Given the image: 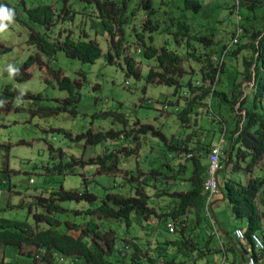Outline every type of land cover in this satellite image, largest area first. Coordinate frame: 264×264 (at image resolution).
<instances>
[{"label": "trees", "instance_id": "obj_1", "mask_svg": "<svg viewBox=\"0 0 264 264\" xmlns=\"http://www.w3.org/2000/svg\"><path fill=\"white\" fill-rule=\"evenodd\" d=\"M91 1L95 4L92 15L99 21L101 32L108 37L109 46L105 58L110 65L116 64L114 60H118L122 52L132 46L137 50L135 54L154 63L147 72V83L172 88L174 96L185 92L183 95L186 94V97H182L184 105L175 112L180 133L170 134L168 139L159 129L149 125H139L137 129L126 127L121 131H88L79 137L85 140L87 147L116 139H121V143L128 147L123 145L116 152L105 149L87 162L75 157L66 159L64 154L57 150L54 153L58 161L45 168L46 173L65 176L74 174L76 169L96 167V175H111L119 171L120 155L130 158L139 154V139L145 140L143 145L149 152L153 149L149 147L146 135L158 138L164 147L163 154L159 156L163 159L157 158L147 163L146 160L142 161V167H148V170H143L138 165L136 175L131 171L123 172L127 175L123 180L131 189V195L119 192L106 194L95 209L85 211L87 219L82 224L66 222L64 232L55 229L60 224L56 215L65 212L60 203L83 201L91 204L96 201L94 195L86 190L64 191L60 187L46 196L35 197L33 204L40 212L36 210L31 215L33 225L0 217V247L14 248L18 255L30 259L29 264H35L36 254L41 255V262L44 264H55V254L69 259L70 264H209L210 255L223 252L224 259L227 260V255L229 252L234 253V248L240 258L236 257L232 264H247L248 255L253 257L255 263L258 261L263 264L264 248L260 253L255 251L251 237L255 235L264 244V230L261 228L264 214L259 210V205L264 206V178L254 171L264 159V0H242L237 12L234 11L233 3L229 10L231 14L237 13L239 17L238 20H232L231 26H225L224 20L218 16L219 0H183L179 9L173 7L166 11L153 7L151 0H137V4L132 8L129 6L130 0ZM246 1L249 2L248 5ZM20 2L26 22L43 31L40 33L29 26L27 44L35 46L47 61L57 53H63L67 58L82 64H94L99 59L101 50L98 44L87 40L85 34L82 33V36L86 39H75L70 30L63 29L57 35L53 32L56 25L72 20L74 12L71 13L70 8L38 6L26 9L23 0ZM0 5L13 10V22L25 24L16 7L4 2H0ZM241 9L247 14H239ZM256 9L263 11V14L257 16L254 12ZM136 11L142 13V17L136 18ZM188 13L198 15V24L197 21L188 22ZM160 23H163V29H160ZM127 31L131 32L133 43L125 42ZM237 31L239 33H236ZM153 34H166L169 42L165 41L159 47H154ZM234 39L235 43H231ZM171 42L174 44L173 50L169 49L168 44ZM122 56L126 74L139 78L140 73L136 70L137 63L133 55ZM36 63V58L29 57L13 75L14 82L29 80V68ZM234 63L235 66H232ZM43 67L49 72L47 65ZM229 67L233 70L228 71ZM50 74L58 89L66 91L68 95L61 102L55 101L56 108L40 106L43 101L41 94L21 95L11 91L10 86L6 85L0 96V114L19 110L20 108H13L11 105L19 97L20 102L30 101L36 106L35 112L38 114L67 112L73 115L79 100L77 90L81 84L71 82L60 73ZM185 75H196L197 80L192 81L189 78L184 85L182 78ZM222 78H226L229 83L225 90L216 88L222 83ZM207 100L210 105L206 104ZM212 100L216 103V113L212 110ZM104 116L126 123L122 114L113 111L106 112ZM226 116L229 117L228 122ZM201 117L218 125L217 131L221 133L220 137L217 134L219 138L209 135L213 132L211 129L199 127L198 121ZM61 133L65 137L68 136ZM220 139L223 149L219 156L220 170L216 175L218 193L211 199L206 211L207 216L204 209L207 193L203 190L208 167L206 155L209 148L216 145L213 142ZM131 144H135L138 149H127ZM49 150L53 152L51 148ZM189 153L197 155L186 159L185 156ZM50 159L54 161L55 158L51 156ZM187 161L192 164L188 178L190 189L187 192L169 193V188L164 186L166 180L177 182L178 176L185 172ZM152 163H157L158 168H151L154 166ZM237 171H244L248 176L245 184L231 177ZM82 180L83 185L87 187L85 178ZM149 190L156 191L155 196L166 195L171 198L168 203L162 202L165 209L161 214H157L155 209L148 206L151 197L148 195ZM217 195L226 201L234 219L247 222L246 228L240 230L243 238L237 240L234 237L236 244H225L219 238L222 230L218 225L216 227V220L212 215L213 200ZM14 208L22 209L23 205L19 204ZM132 216L142 218L146 222L151 220L158 228L164 225L166 233L174 238L162 242L155 237L157 235L151 236V241L133 239L129 242L131 251L127 253V247L124 248V245L121 249L117 248L111 231H100L96 223L101 220L121 221L128 228L132 225ZM167 224L172 226V233L168 232ZM41 225L46 228L41 229ZM155 231L156 228L150 229L152 233ZM84 240H88L89 244L86 245ZM214 241L218 243L217 246H213ZM23 249L27 252L22 253Z\"/></svg>", "mask_w": 264, "mask_h": 264}, {"label": "rangeland", "instance_id": "obj_2", "mask_svg": "<svg viewBox=\"0 0 264 264\" xmlns=\"http://www.w3.org/2000/svg\"><path fill=\"white\" fill-rule=\"evenodd\" d=\"M20 1L0 0V2H4L9 6L16 7L20 18L25 21V24L12 21L4 30H0V96L3 93V87L9 85L11 91L18 94H21V92L23 94H41L43 101L39 105L53 109L57 107L58 102L66 99L68 95L66 91L58 89L50 72L52 74L60 73L71 82H79L81 86L77 90L79 100L73 115L67 112L38 114L35 112L36 106L32 105L30 101L17 102V100H14L11 105L13 108H20L19 110H11L8 113L0 114V217L33 225L31 215L36 210L40 212L33 204L35 197L39 195L46 196L49 192L56 191L60 187L64 191L83 192L86 190L94 195L96 201L91 204L83 201L60 203V207L65 212L56 215V219L60 224L55 229L58 232H64V224L66 222L82 224L87 219L84 215L85 211L95 209L106 194L119 192L123 195H131V189L128 188L129 186L123 180L127 175H124L123 172L131 171L132 174L136 175L138 165L141 166V169L145 170L147 168L148 170L146 165V168L142 167V161L146 160L147 163L148 161L157 160V158L163 159V157L159 156L163 154L162 150L164 147L158 138H151L146 135V138L149 139V147L153 149L149 152L143 145L145 140L139 139V154L130 158H123L118 155L120 157L118 163L119 171L111 175H96V167L76 169L74 174L65 176L46 173L45 168H49L52 162L58 161L54 152L59 150L66 159L75 157L87 162V160L94 159L97 155H100L105 149L109 152H116L124 144H122L123 141L121 139H116L112 142L106 141L97 146L87 147L85 146V140L79 139L81 135H85L88 131L93 133L106 132L109 129L121 131L126 127H131L132 129L136 127L137 129L139 125H149L154 129H159L169 139L171 137L170 134L176 135L180 133L176 122L175 110H180L183 107L182 95L185 92H182L180 96H174L172 88L156 83H147V72L154 63L135 54L134 52L137 50H134L135 48L131 45L130 49L126 48L125 52H122V55H133L137 63L136 70L140 73L139 78L126 74L122 55L118 60H114L116 64L110 65L105 58L109 46L108 37L101 32L99 21L93 16L95 4L91 0H23L26 9L38 6H51L56 9H60L63 6L70 8L71 13L74 12L72 20L56 25L53 28V32L57 35L63 29L70 30L75 39L80 37L95 41L101 50V56L94 64H82L77 60L67 58L63 53H57L51 60L47 61L35 46L27 44L28 27L31 25L25 20L22 10L23 6ZM151 1L153 7H159L163 11L173 7L179 9L183 4V0ZM233 1L235 3V0H219L218 2L217 9H220L218 16L224 20L225 26H231L235 16L236 18L239 17L237 13H234V16L229 10L231 5H233ZM245 3L246 5L249 4L248 1ZM136 4L137 0H130L129 2L130 8L135 7ZM263 11L256 9L254 12L257 16L259 14L261 16ZM239 14L245 15L247 13L241 9ZM135 15L136 18L137 16L142 17V13H137V11ZM186 18L188 22L197 21L196 23L198 24V15L188 13ZM4 23L7 22L5 21ZM32 28L40 33L43 32L37 26ZM163 28V23H160V29ZM82 33L86 35V38L82 36ZM131 38H133L131 32L127 31L125 42L133 43L134 41ZM165 41L169 42L166 34H153L152 36V46L154 47H159ZM168 45L170 50L174 49L172 42ZM4 49L6 51L2 52ZM29 57L37 59V63L29 68L30 79L22 83L14 82L13 76H8L5 70L6 66L11 64L18 69ZM44 65H47L49 72L43 67ZM191 66L193 67V65ZM232 66H235V63ZM229 70H233V68L229 67ZM189 78L192 81L197 80L196 75L190 77L185 75L182 78V84L185 85ZM222 79V83L217 85L216 88L225 90L229 83H227L226 78ZM125 82L127 85H125ZM212 110L214 113L217 112L214 100H212ZM109 111L122 114L126 123H120L104 116ZM228 121L229 117L226 116V122ZM198 125L201 128L211 129V132H214L209 133L212 138L215 135L217 136L218 125L210 122L209 119L201 117ZM61 132L68 136L65 137ZM124 146L128 147V145ZM49 148L53 152H50ZM131 148L133 150L138 149L135 144H131L127 149ZM51 156L55 158L54 161L50 159ZM240 164L244 165L243 162H240ZM152 165L154 166L151 168H158L157 163H152ZM185 166V172L178 176L177 182L170 179L166 180L169 193L187 192L190 189L188 178L192 169L191 161H187ZM257 167L254 170L255 174L264 178V159ZM243 173L244 171L234 173L237 176L235 180L241 184L244 183ZM253 176L255 177L256 175ZM83 178L87 181V187L83 185ZM180 179H183V181H180ZM155 193L156 191L154 190L148 191V195L151 196L148 206L155 209L157 214H161L162 210L165 209L163 204L171 201V198L166 195L155 196ZM19 204L23 205L22 209L14 208ZM213 206V216L217 220L219 227H221L220 222L224 220H229L228 224H230L227 229L224 227V230L232 229L236 226L233 223H240V221H234L231 218L230 208L226 202L220 201L218 204L214 203ZM76 212L80 214H76ZM131 220L132 225L128 228L121 221L101 220L96 223L100 231H111L115 237L117 248L121 249L124 245V248L127 247V253L131 251L129 242L133 239L151 241V236L157 235L155 237L162 242L165 239L174 238L173 235L166 233L164 225H160L158 228L155 227L158 226L155 222L151 220L146 222L142 218L135 216H132ZM40 228L44 229L46 227L41 225ZM154 228H156L154 232L156 234L150 232V229ZM84 243L88 245L89 241L84 240ZM217 245L218 243L214 241L213 246ZM5 249L8 263H31L30 259L18 255L14 248L6 247ZM26 252V249L22 250V253ZM208 258L211 261L209 264H228V261L224 262L222 255L219 253L210 255ZM35 264L44 263L35 260Z\"/></svg>", "mask_w": 264, "mask_h": 264}, {"label": "built area", "instance_id": "obj_3", "mask_svg": "<svg viewBox=\"0 0 264 264\" xmlns=\"http://www.w3.org/2000/svg\"><path fill=\"white\" fill-rule=\"evenodd\" d=\"M236 33H239V31H237ZM232 43H235V39L232 41ZM220 154H221V146H220V144H218V145H215V146L209 148L208 153L206 155L208 167H207L206 177H205V180L203 183V190H204V192L207 193L206 202H205V206H204L205 212L207 211L208 207L210 206L212 197L218 193L216 175L220 170V164H219ZM196 155L197 154L189 153L185 156V158L191 159V158L195 157ZM206 215L208 216L207 212H206ZM210 223H211V221H210ZM166 227H167L168 232L172 233V231H173L172 226L170 224H167ZM233 235L237 240H241L243 238L242 232L239 229L234 230ZM251 240L253 243L252 246H253L254 250L257 252H261L264 248V244L262 243V241L258 237H256L255 235H253L251 237ZM249 252H250V249L247 250L248 254H249ZM54 257L59 262L63 261V258L59 257L58 255H54ZM35 259H37V260L40 259L39 255H36ZM246 261H247L246 262L247 264H255V261L251 255H248V257H246Z\"/></svg>", "mask_w": 264, "mask_h": 264}, {"label": "crops", "instance_id": "obj_4", "mask_svg": "<svg viewBox=\"0 0 264 264\" xmlns=\"http://www.w3.org/2000/svg\"><path fill=\"white\" fill-rule=\"evenodd\" d=\"M176 111V110H175ZM228 125V129L230 130L231 129V126L229 125V123L227 124ZM223 126V125H222ZM196 128H198V125H196ZM218 136L220 137L221 136V133H218ZM218 136H216V139L218 138ZM215 138V137H214ZM217 142V141H216ZM220 142H221V145L220 146H222V140L220 139V140H218V142L217 143H215V142H213L214 144H220ZM223 148H221V150H222ZM258 168V167H257ZM256 168V169H257ZM231 177H233V179H235L237 176H236V174H232V176ZM242 177H243V179H244V183L243 184H245L246 183V181L248 180V176H246L244 173L242 174ZM165 186V188H169L168 186H167V183H166V185H164ZM218 196L219 195H217V197H215L214 198V202L213 203H216V204H218V202H220V201H224V202H226L225 200H223L221 197H219L218 198ZM215 206V205H214ZM213 206V207H214ZM213 207H212V209H213ZM259 210H260V213L261 212H263V214H264V206H262V205H259ZM212 215H213V212H212ZM213 218H215L214 216H213ZM231 218L234 220V221H240V223H233V224H235L236 226H234L232 229L231 228H229L228 230H224V227L227 229L228 228V226L230 225V224H228L229 223V220H224V221H222V222H220V225H221V227H220V229L222 230V233L221 234H219V238H220V240H221V242H223V243H227V242H234V244H236V242H237V240L234 238V236H233V232H234V230H237V229H239V230H244L245 228H246V226H247V222L245 221V220H236V219H234L233 217H232V215H231ZM214 220H216V219H214ZM227 221V222H226ZM218 224V222H217V220H216V222L214 223L215 225H216V227H217V224ZM222 223H223V225H222ZM261 228H262V230H264V218L262 219V221H261ZM228 232H230V234L228 233ZM228 233V234H227ZM221 236V237H220ZM230 237V238H229ZM229 238V239H228ZM5 251H6V249L5 248H3V247H0V264H7L8 262L6 261V256H5ZM233 251H234V253H230L229 252V254L227 255V260H225L224 259V254H223V252H221V255H222V258H223V260H224V262H226V261H228V264H232L233 263V261H234V259L237 257V258H240V255H239V253L238 252H236L237 250L234 248L233 249ZM263 260V259H262ZM261 260V261H262ZM230 262V263H229ZM235 263V262H234ZM65 264H70V263H65ZM74 264H79L78 262H75ZM236 264H239V263H236ZM256 264H259V262L258 261H256Z\"/></svg>", "mask_w": 264, "mask_h": 264}, {"label": "clouds", "instance_id": "obj_5", "mask_svg": "<svg viewBox=\"0 0 264 264\" xmlns=\"http://www.w3.org/2000/svg\"><path fill=\"white\" fill-rule=\"evenodd\" d=\"M242 0H235V3H234V1H233V3H234V5H235V7H234V11H236L237 12V10H238V6H239V3L241 2ZM234 15V14H233ZM13 16H14V13H13V10L11 9V8H6L5 6H3V5H0V30H4L6 27H7V25L8 24H10V23H12V21H13ZM235 16V15H234ZM235 18H236V16H235ZM234 18V19H235ZM238 18V17H237ZM236 18V19H237ZM7 22V23H4V22ZM233 41V40H232ZM232 43V42H231ZM6 72L8 73V76L9 77H11V76H13L14 74H16L17 72H18V69L17 68H15V67H13L11 64H9V65H7L6 66ZM125 85H127V83L125 82ZM21 95H23V93L21 92ZM183 97H186V94H184L183 95ZM17 102H19V97L17 98ZM206 104L207 105H210V101L209 100H207L206 101ZM210 108V107H209ZM260 253V252H259ZM36 255H39V258L40 259H38L39 260V262L41 261V255L40 254H36ZM35 255V256H36ZM55 255H57V254H55ZM35 256H34V259H35ZM59 256V255H58ZM53 257H54V255H53ZM59 257H62V256H59ZM63 258V261H61V262H59L55 257H54V261H55V264H65V263H67V262H69V259H67V258H64V257H62ZM35 260H37V259H35Z\"/></svg>", "mask_w": 264, "mask_h": 264}]
</instances>
